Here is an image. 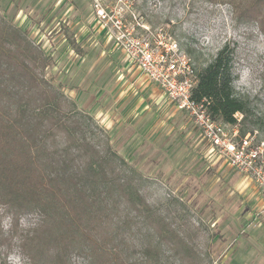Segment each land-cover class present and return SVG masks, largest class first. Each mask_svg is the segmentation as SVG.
I'll return each mask as SVG.
<instances>
[{"label": "rangeland", "instance_id": "374dc122", "mask_svg": "<svg viewBox=\"0 0 264 264\" xmlns=\"http://www.w3.org/2000/svg\"><path fill=\"white\" fill-rule=\"evenodd\" d=\"M248 3L0 0L4 25L47 57L40 74L48 85L75 104L100 148L124 160L123 175L139 193V234L160 238L164 264H264L263 196L253 178L211 151L192 117L129 62L122 37L154 41L160 31L197 71L231 42L234 90L251 98L264 121V29L243 18ZM245 139L251 146L264 142V123L260 131L239 133V142ZM133 205L126 200L122 208L138 215ZM11 222L0 205V264H8L10 254L23 256L11 239ZM21 222L25 228L27 219ZM160 228L172 241L160 236ZM72 263L87 264L79 254Z\"/></svg>", "mask_w": 264, "mask_h": 264}, {"label": "trees", "instance_id": "16d2710c", "mask_svg": "<svg viewBox=\"0 0 264 264\" xmlns=\"http://www.w3.org/2000/svg\"><path fill=\"white\" fill-rule=\"evenodd\" d=\"M248 2L243 18L264 29V0ZM47 64L0 19V205L12 220L11 239L27 264H73L75 254L87 264H164L160 238L139 234V193L123 175L124 160L86 134L84 115L40 74ZM195 71L193 98L212 117L238 123L242 137L263 129L251 98L234 90L231 42ZM126 200L138 215L123 210ZM160 236L172 241L161 228Z\"/></svg>", "mask_w": 264, "mask_h": 264}, {"label": "built area", "instance_id": "2783aa9c", "mask_svg": "<svg viewBox=\"0 0 264 264\" xmlns=\"http://www.w3.org/2000/svg\"><path fill=\"white\" fill-rule=\"evenodd\" d=\"M153 36L154 41L143 36L120 38L129 62L157 84L178 110L192 117L204 140L210 143L211 151L253 178L264 206V142L256 146H251L247 139L239 142V124L212 117L204 102L193 98L197 74L191 58L177 42L165 41L160 31Z\"/></svg>", "mask_w": 264, "mask_h": 264}, {"label": "clouds", "instance_id": "9594fccd", "mask_svg": "<svg viewBox=\"0 0 264 264\" xmlns=\"http://www.w3.org/2000/svg\"><path fill=\"white\" fill-rule=\"evenodd\" d=\"M8 264H25V259L21 255L10 254L8 256Z\"/></svg>", "mask_w": 264, "mask_h": 264}]
</instances>
